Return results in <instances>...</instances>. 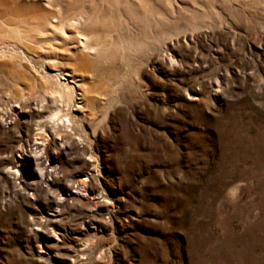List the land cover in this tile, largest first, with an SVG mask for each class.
Returning <instances> with one entry per match:
<instances>
[{
	"label": "rangeland",
	"instance_id": "obj_1",
	"mask_svg": "<svg viewBox=\"0 0 264 264\" xmlns=\"http://www.w3.org/2000/svg\"><path fill=\"white\" fill-rule=\"evenodd\" d=\"M55 1L0 0V264H264V0Z\"/></svg>",
	"mask_w": 264,
	"mask_h": 264
},
{
	"label": "bare ground",
	"instance_id": "obj_2",
	"mask_svg": "<svg viewBox=\"0 0 264 264\" xmlns=\"http://www.w3.org/2000/svg\"><path fill=\"white\" fill-rule=\"evenodd\" d=\"M24 1H27V2L38 1L39 12L37 11L36 15L40 14V18L42 19V21L40 23H37L34 20L32 21L33 24L35 25V27L37 28V29H35L37 31L48 30V29H57V28L58 29H70V28L77 29L79 26H81V23H80L81 21L77 18L79 17L80 13L85 14V10L83 8H81V10H80L81 12L79 13V15H77L76 13H73L74 11L72 13H69V12L64 10V6H62L61 3L57 2V4H55V2H56L55 0H24ZM67 1L69 3H71V2H74L75 0H67ZM41 4L47 5L48 8L46 10L43 9L41 7ZM1 7H3V6H1ZM0 11H3V10H0ZM60 12H62L65 16L60 15ZM31 14H34V11H32ZM31 14L29 15L30 17H31ZM72 14H74V15H72ZM49 17H51V21H49ZM55 20L60 21V22L55 24V22H56ZM43 22L45 23L44 25L46 26L47 29H41V25ZM21 31L26 32L27 34H28V32H34V33L38 34L36 31H27V29H21ZM89 42H90V38H85L83 40V44L79 48H70V49L77 50L76 53H73L72 55H70V56H72V58L74 59L75 62H79V63L81 62L82 63V61H81L82 56L87 55V54L91 55V53L93 51V47L89 44ZM32 160L37 166H41L42 161H41L40 156L32 157ZM47 175L48 174L45 173V170L43 168H41L38 172V180L40 182H45ZM79 191H82V190L80 189ZM69 192L70 191H67L68 194H69Z\"/></svg>",
	"mask_w": 264,
	"mask_h": 264
}]
</instances>
